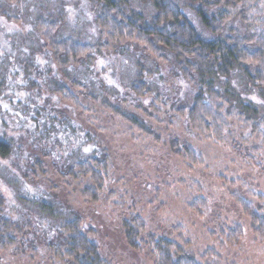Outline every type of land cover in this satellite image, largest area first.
<instances>
[{
    "label": "rangeland",
    "instance_id": "1",
    "mask_svg": "<svg viewBox=\"0 0 264 264\" xmlns=\"http://www.w3.org/2000/svg\"><path fill=\"white\" fill-rule=\"evenodd\" d=\"M125 1L126 11L147 17L154 13L149 1ZM175 2L202 32L189 1ZM98 14L92 0H0V139L11 145V155L0 158L1 211L23 226L22 214L30 212L34 223L38 213L18 196L45 194L58 216L42 220L32 232L26 228L24 238L30 237L33 248L23 242L15 251H2L0 264H60L51 248L57 250L60 242L57 229L75 216L91 230L88 237L108 264H155L145 248L150 237L173 240L198 260L214 250L221 264H264V242L253 235L237 204L243 198L264 210L262 138L236 122L222 141L195 134L177 112L190 105L194 90L173 71V64H161L124 41L110 42L100 35ZM231 19L226 29L248 38L264 31V0H246ZM50 38L115 48L95 52L64 72L54 63ZM136 63L145 76L144 97L131 87L140 70ZM72 79L82 82L84 90L72 85ZM55 81L65 83L74 98L64 94L58 100ZM241 87L264 101V87L262 99L258 88ZM110 106L144 120L150 135L134 129ZM34 108H44L55 124H64L56 129L47 120L43 134L37 132ZM174 144L190 148L195 163L177 155ZM92 150L96 155L106 151L109 162L108 177L98 191L93 187L97 194L91 199L85 192L92 181L65 176L62 168ZM28 159L42 168L34 165L35 181L25 186L19 176ZM135 217L144 224L138 252L128 245L123 227ZM236 228L238 242L230 244L229 234Z\"/></svg>",
    "mask_w": 264,
    "mask_h": 264
},
{
    "label": "trees",
    "instance_id": "2",
    "mask_svg": "<svg viewBox=\"0 0 264 264\" xmlns=\"http://www.w3.org/2000/svg\"><path fill=\"white\" fill-rule=\"evenodd\" d=\"M92 1L99 6L96 22L100 35L105 34L112 43L124 41L123 43L140 49L143 54L161 64H173V71L194 90L190 105L177 109L190 130L199 136L222 141L230 126L236 122L243 124L252 133H257L258 139L262 138L261 146H264V101L241 92L244 88L241 86L255 87L258 88L257 97H263L264 31L260 30L248 38L234 28H227L228 31L226 29L232 20V11L246 0H188L190 13L203 28L202 32L175 0H142L152 4L154 13L149 17L136 10L126 11L125 0ZM204 33L210 37L207 38ZM52 39L54 40L53 36ZM48 47L52 51L55 65L64 72V68L76 67L83 60H89L95 52L101 54L102 50L109 52L111 48H115L109 45L102 49L101 46L96 48L88 44L82 45L73 39L57 43L51 38ZM136 65L140 70L131 87L136 95L144 97L147 91L145 76L140 64ZM71 84L84 90L79 80L72 79ZM53 85V92L58 100H63L64 94L70 99L74 98L65 83L55 81ZM109 109L137 131L150 135L149 127L141 118L122 113L115 106H110ZM44 111V108L40 111L33 109V114L36 115H31V118L37 132L41 130L43 134V127L49 122L47 120H52L51 125L56 129L64 124H55V117L44 114ZM25 122L28 123L27 120ZM173 147L174 152L186 158L187 163H195V156L190 148L180 150L178 144ZM10 155L11 145L5 139H0V158H8ZM108 162L106 151L96 155L92 150L77 163L62 168V172L75 180L81 177L92 181V188L85 192L91 198L97 194L93 187L98 191L103 179L108 177ZM32 163L28 159L24 169L20 171L19 178L25 186L32 185L35 181L34 165L42 168L39 161L36 160L34 165ZM18 200L27 209H35L39 218H35L32 223L28 216L30 212H23V226L18 219L4 216L1 211L4 196L0 191V252L15 251L23 242L28 248H33L30 237L26 235V239L24 238L26 228L32 232L34 225L40 224L42 220L49 221L58 217L45 194L34 198L19 195ZM237 204L248 219L253 235L264 242V210L256 208L243 198H239ZM123 224L128 245L136 252L141 251L144 224L138 217L131 223ZM60 227L57 229V240H60L58 248H51L60 264H108L101 257L98 245L88 237L91 230L82 227L78 216L67 219ZM239 234L238 228L232 230L228 243L236 244ZM145 248L155 264H221V257L214 250L207 251L198 260L187 254L177 242L169 239L150 237L145 242Z\"/></svg>",
    "mask_w": 264,
    "mask_h": 264
}]
</instances>
